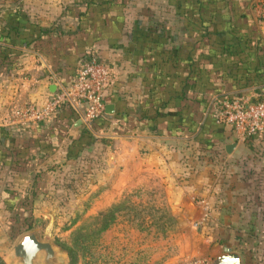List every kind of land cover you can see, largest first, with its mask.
<instances>
[{"label": "crops", "instance_id": "1", "mask_svg": "<svg viewBox=\"0 0 264 264\" xmlns=\"http://www.w3.org/2000/svg\"><path fill=\"white\" fill-rule=\"evenodd\" d=\"M255 1L7 0L0 12V134L34 133L31 146L43 153L50 142L64 144L84 133L68 106L41 121H20L14 113L44 109L60 87L71 84L78 61L96 51L116 65L105 99L110 118H104L100 138L140 143L144 152L150 141H202L210 151L222 150L229 184L223 227L215 220L213 229L224 231L231 249L233 231L261 233L257 241L238 237L237 246L246 253L240 254L243 264L251 258L264 264V254L252 248L264 247V144L237 140L211 117L216 99L264 94V26L253 14ZM20 140L14 145L21 147L15 153L22 160L26 147ZM74 150L78 143L70 142L62 156Z\"/></svg>", "mask_w": 264, "mask_h": 264}, {"label": "rangeland", "instance_id": "2", "mask_svg": "<svg viewBox=\"0 0 264 264\" xmlns=\"http://www.w3.org/2000/svg\"><path fill=\"white\" fill-rule=\"evenodd\" d=\"M6 1L0 0V12ZM259 1L253 14L262 27L255 10ZM9 66L13 74L18 70L15 63ZM100 128L85 129L64 144L56 137L43 153L31 146L34 133L23 134L22 160L15 153L21 147L14 145L21 140L0 134V264L27 233L56 247L63 264H211L231 249L223 230L212 226L216 220L223 227L229 184L222 150L210 151L202 141H150L144 152L140 143L100 138ZM70 142L82 152L75 159L62 156ZM232 234L231 250L239 256L246 253L240 252L238 237L261 236L249 230ZM252 248L264 254V247Z\"/></svg>", "mask_w": 264, "mask_h": 264}, {"label": "built area", "instance_id": "3", "mask_svg": "<svg viewBox=\"0 0 264 264\" xmlns=\"http://www.w3.org/2000/svg\"><path fill=\"white\" fill-rule=\"evenodd\" d=\"M255 10L264 24V0L258 2ZM114 75L113 65L103 61L96 51H89L78 61L71 84L60 87L44 109L39 112L32 107L16 110L14 117L20 121H41L58 108L68 106L77 114L82 127L89 130L93 123L104 121L106 94ZM212 118L218 126L230 129L237 140L256 138L264 144V94L216 99Z\"/></svg>", "mask_w": 264, "mask_h": 264}, {"label": "water", "instance_id": "4", "mask_svg": "<svg viewBox=\"0 0 264 264\" xmlns=\"http://www.w3.org/2000/svg\"><path fill=\"white\" fill-rule=\"evenodd\" d=\"M80 123V122H79ZM232 146L225 151L229 153ZM224 254L215 257L211 264H243L239 254L224 249ZM5 264H63L61 252L50 242L39 240L35 233L22 235L12 247Z\"/></svg>", "mask_w": 264, "mask_h": 264}, {"label": "trees", "instance_id": "5", "mask_svg": "<svg viewBox=\"0 0 264 264\" xmlns=\"http://www.w3.org/2000/svg\"><path fill=\"white\" fill-rule=\"evenodd\" d=\"M106 118H110V117H107V116H105V119ZM103 121H97L96 123H93L91 126H90V128H89V130H93V129H95L96 127H103L106 123L104 122V123H102ZM88 131V130H87ZM84 132H85V129H84ZM87 133V132H86ZM13 135L15 136V138H16V140L17 139H20V138H22V139H24L25 138V135H23L20 131H15L14 133H13ZM208 145V144H207ZM79 153H80V151H73V152H69V154H68V157L67 158H69V159H75L78 155H79ZM71 157V158H70ZM34 177H35V179L37 178V175H34ZM29 225H27L25 228H24V230H28V227ZM224 232V231H223ZM224 236H225V233H224ZM245 240H247V239H243V241H245Z\"/></svg>", "mask_w": 264, "mask_h": 264}]
</instances>
